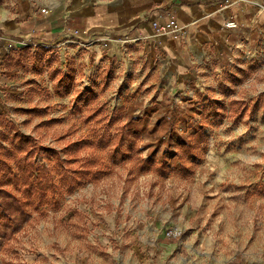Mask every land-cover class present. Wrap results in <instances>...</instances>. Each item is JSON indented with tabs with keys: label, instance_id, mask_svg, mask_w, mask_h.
<instances>
[{
	"label": "rangeland",
	"instance_id": "374dc122",
	"mask_svg": "<svg viewBox=\"0 0 264 264\" xmlns=\"http://www.w3.org/2000/svg\"><path fill=\"white\" fill-rule=\"evenodd\" d=\"M69 38L9 57L0 116L62 161L68 142L89 141L74 156L95 157L105 174L25 215L0 190L1 205L16 213L14 227L0 229V264H264V62L251 77L222 79L217 93L197 95L183 110L181 102L170 107L171 95L128 93L113 62L98 63ZM152 99L158 108L145 111ZM208 104L222 118H205ZM112 115L119 120L109 127ZM120 126L140 136L139 157L164 158L172 172L136 173L134 159L112 165L108 153ZM200 129L206 151L195 164L183 156L190 173L181 176L178 146ZM101 140L109 142L105 149ZM36 162L50 171L55 159ZM173 229L176 239L166 236Z\"/></svg>",
	"mask_w": 264,
	"mask_h": 264
},
{
	"label": "crops",
	"instance_id": "0c3cea01",
	"mask_svg": "<svg viewBox=\"0 0 264 264\" xmlns=\"http://www.w3.org/2000/svg\"><path fill=\"white\" fill-rule=\"evenodd\" d=\"M221 1L13 0L9 6L0 4V85L11 69L5 59L18 49L57 44L70 37L80 40L98 63L104 57L106 63L113 62L128 93L171 95V108L177 102L183 110L190 108L197 95L217 93L222 79L251 77L264 62V0H230L220 8ZM159 11L174 15L179 28L175 39L170 32L153 33L150 21L165 22L158 18ZM228 20L235 22L234 29L224 27ZM183 96L188 97L187 103L182 102ZM158 104L152 99L144 110L155 111Z\"/></svg>",
	"mask_w": 264,
	"mask_h": 264
},
{
	"label": "trees",
	"instance_id": "16d2710c",
	"mask_svg": "<svg viewBox=\"0 0 264 264\" xmlns=\"http://www.w3.org/2000/svg\"><path fill=\"white\" fill-rule=\"evenodd\" d=\"M8 62L9 58L5 59ZM72 78L65 76L62 84L65 91L61 96L66 95ZM211 109L206 112L205 118H222L223 115L215 112L214 104H208L203 109ZM121 112V111H120ZM205 113V111H204ZM119 120V117L110 118L108 126H112ZM0 124L6 130H0V190L10 195L15 204V211L19 215H25L28 208L48 206L55 199L64 193L74 190L79 181L96 182L105 174L100 168H95L96 159L78 158L74 154L84 150L92 144L87 140L68 142L60 151L66 158L62 161L59 152L42 148L30 137L19 132L16 127L4 121L0 116ZM115 142L109 149L108 158L112 165H120L135 160L132 169L136 173H147L156 171L160 176L172 172L167 167L165 159L158 163L154 157L142 159L140 149H134V142L140 136L125 126H120L114 133ZM109 144V142H108ZM103 141L98 142L99 149H105L108 145ZM179 149L182 156L179 157L180 165L177 172L181 176H187L190 169L183 162L182 157L186 156L190 164L199 163L202 159L205 148V136L200 129L189 136V143L180 144ZM40 155L55 159L52 169L41 167L37 164L36 158ZM53 174V175H52ZM11 212V211H10ZM0 203V229L7 230L14 227L15 221L12 214Z\"/></svg>",
	"mask_w": 264,
	"mask_h": 264
},
{
	"label": "built area",
	"instance_id": "2783aa9c",
	"mask_svg": "<svg viewBox=\"0 0 264 264\" xmlns=\"http://www.w3.org/2000/svg\"><path fill=\"white\" fill-rule=\"evenodd\" d=\"M240 1V0H237ZM230 3V0H222L219 4L218 7L223 8L226 7ZM42 14H46V11L42 10ZM158 18H163L165 19L164 23H159L157 20H152L150 21V27L155 35H161L165 32H170L172 34V37L175 39L177 37V32H178V25L176 22V19L174 15L171 12L168 11H159L158 12ZM224 27L226 29H234L236 27L235 22L228 20L224 23ZM180 235V231L178 230H169L167 232V237L176 239Z\"/></svg>",
	"mask_w": 264,
	"mask_h": 264
}]
</instances>
